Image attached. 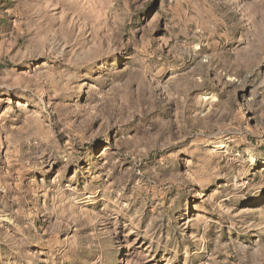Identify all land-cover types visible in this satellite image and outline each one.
<instances>
[{
    "label": "clouds",
    "instance_id": "9594fccd",
    "mask_svg": "<svg viewBox=\"0 0 264 264\" xmlns=\"http://www.w3.org/2000/svg\"><path fill=\"white\" fill-rule=\"evenodd\" d=\"M248 195L264 0H0V264H147L124 234L207 256L210 231L207 264H264Z\"/></svg>",
    "mask_w": 264,
    "mask_h": 264
},
{
    "label": "rangeland",
    "instance_id": "374dc122",
    "mask_svg": "<svg viewBox=\"0 0 264 264\" xmlns=\"http://www.w3.org/2000/svg\"><path fill=\"white\" fill-rule=\"evenodd\" d=\"M151 8V5L148 6L145 11H148ZM162 112L166 111V108H161ZM247 117H242V119H246ZM59 170H57V173ZM73 175H75V172H73ZM167 199V197H165ZM236 211L240 213H247V212H258V211H264V201L254 198L251 195L245 196L242 201H240L236 205ZM191 212L192 208L190 205H188V213H189V219H191ZM201 213L199 210H197V216H200ZM211 216L212 214H208ZM189 235H192L193 233H188ZM126 240L128 243L125 245V249L127 252L135 254L140 253L142 255L148 256L149 259L147 260V264H177V261H179V264H207V259L211 257L212 253L216 250V241L218 240L221 244L227 242L226 236L218 237L216 236L214 231H210L208 236L206 237L213 243L211 244V247L208 249L207 256L204 255V253L200 252L195 245L190 246L186 250H183L180 252L179 255H174L170 257L168 253L164 252L162 249H156L152 252H148L147 244L143 241V238L137 239L135 234H124ZM165 238H167V234H165ZM204 257L202 260L201 257ZM131 255H129L128 259L131 260ZM221 257H217V259H220Z\"/></svg>",
    "mask_w": 264,
    "mask_h": 264
}]
</instances>
